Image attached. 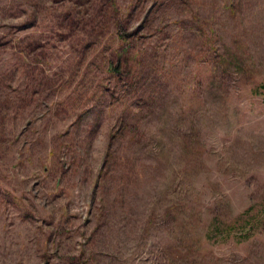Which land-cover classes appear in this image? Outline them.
Instances as JSON below:
<instances>
[{
    "label": "rangeland",
    "instance_id": "rangeland-1",
    "mask_svg": "<svg viewBox=\"0 0 264 264\" xmlns=\"http://www.w3.org/2000/svg\"><path fill=\"white\" fill-rule=\"evenodd\" d=\"M110 1L135 77L85 21L47 33ZM22 2L5 24L42 32L25 59L0 46V264H264V0ZM236 219L248 240L206 239Z\"/></svg>",
    "mask_w": 264,
    "mask_h": 264
},
{
    "label": "trees",
    "instance_id": "trees-1",
    "mask_svg": "<svg viewBox=\"0 0 264 264\" xmlns=\"http://www.w3.org/2000/svg\"><path fill=\"white\" fill-rule=\"evenodd\" d=\"M51 1L52 0H24V2H22L24 5L23 9L27 14L19 19H23L25 22L31 18L32 21L35 22L38 21V15L44 13L45 11L50 12V14L53 11L56 13L54 8L50 7L49 9V3ZM26 5H28V9H31L30 13L25 9ZM9 6L11 8V5ZM103 6V4H99L91 10L83 11L82 9L79 10L74 3H70L69 5L67 4L65 9L62 10L60 14H56L55 17L54 14L51 15V19L56 22H54L53 28L49 29L47 33L52 37L62 36L64 32L68 31L70 27H73V25H79L81 23L84 24L85 21V24L89 27L88 31L91 37L102 38L107 36V41H110V44L106 45L108 47V51L113 54L106 58L105 63L107 64V69L117 74L120 68L123 67L128 73L135 77V75L141 73L140 69H138L140 65V57L138 56V51L135 50L136 47L134 45V40H136L134 35L136 34L127 31L129 27L126 23H124L125 15L119 14L114 1L107 3L105 8ZM7 10L8 6L0 8V46L12 45L19 56L22 59H25L29 55L30 51L38 45L37 42L41 38L40 34L42 31L38 33L40 29L37 28L38 32L33 31L30 36L25 33L20 34L21 32L13 31L11 28L12 26L5 24L2 17L3 11L5 12ZM106 16L113 17L114 23L107 24L105 20ZM35 25L36 27H39L37 22ZM131 59L133 62H130ZM249 224L250 220L239 222V220L236 219L232 223L222 222L219 226V224L213 221L210 228L206 231L205 237L209 241H214L217 240V238H212L213 235H218V238L222 241H227L233 235L236 237L235 241L237 243H241L248 240L254 233L252 231L253 229L248 226Z\"/></svg>",
    "mask_w": 264,
    "mask_h": 264
}]
</instances>
